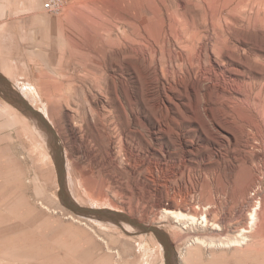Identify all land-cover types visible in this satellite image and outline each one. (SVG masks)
Masks as SVG:
<instances>
[{
    "label": "rangeland",
    "instance_id": "obj_1",
    "mask_svg": "<svg viewBox=\"0 0 264 264\" xmlns=\"http://www.w3.org/2000/svg\"><path fill=\"white\" fill-rule=\"evenodd\" d=\"M45 1L0 0V74L50 117L71 196L159 227L177 264H264V0ZM200 47L224 87L153 78ZM58 192L45 130L0 89V264H165L153 233L78 221ZM157 200L221 229L158 218Z\"/></svg>",
    "mask_w": 264,
    "mask_h": 264
},
{
    "label": "bare ground",
    "instance_id": "obj_2",
    "mask_svg": "<svg viewBox=\"0 0 264 264\" xmlns=\"http://www.w3.org/2000/svg\"><path fill=\"white\" fill-rule=\"evenodd\" d=\"M186 48L195 49L193 44L186 45ZM215 49L216 50L218 49V51H221L222 47L216 46ZM196 50H197V53L195 55L191 54L189 56L184 57V60L186 61L185 62L186 63L185 69L177 70L175 68L169 69L167 67L166 68L161 67L160 71H157V72L153 71V78L155 80H160L161 78H165L168 82L169 81L171 82L170 83V87H173L172 79H173V81L175 83L184 82V85L186 87L187 86H191L192 88H195V92L196 91H201L202 88L205 87V82L206 81H214V82L217 83L218 86L224 87L225 86V74L222 71H220L219 69L212 70V69H208L205 65H203L202 62H201V58H200V53H201L202 47H200L199 49H196ZM154 52H156V50H154ZM160 53L164 57H166L167 60H170L173 57V54H174V52L171 49H169V48L160 49ZM195 78H198V80L195 83V86H193V81H194ZM227 78L231 79L230 75H228ZM232 80H234V79H232ZM162 90H163V86H162ZM23 95L25 96V98H27L25 93ZM27 100L29 101L28 98H27ZM29 102H30V104L33 107H35V105L33 104L34 101L33 102L29 101ZM35 108H36V110L39 109L37 107H35ZM41 112L44 114V117H45L46 121L48 123L49 122L51 123L50 117H47L46 114L43 111H41ZM100 113H102V112H100ZM100 122H101L100 123L101 127H100V130H99V133H101L102 135H106V136L108 134H110L109 131H108V129H109L108 128V124L110 123V125H112V128H113V125L116 126V124H117L112 118H110L109 121L108 120L107 121L102 120ZM247 122L248 123L249 122H254V120L247 121ZM95 126L97 127V125H95ZM96 127H95V129H96ZM112 132H113V129L111 131V134H113ZM110 137H109V139H110ZM71 193H72V195L75 197V199L78 202H80L81 204H84L83 203L84 199L83 200L79 199L73 194V192H71ZM156 204L158 206H160V207L162 206V208L160 209V215H159L158 218L169 217V218L173 219L174 221H176V220L179 221L180 219H186V221H183V222H187L188 224L194 225L196 228H199V229H205V228H208L210 230H213V229L214 230H217V229L220 230L221 229L220 228L221 226L219 224L211 221V219H209V217L206 215V213H201L199 216H195L193 214L184 213V212H182L180 210L167 209L166 208V204H163L160 200H157ZM167 206H171V204H168ZM260 207H261V201H257L256 203L253 204V206L250 208L249 212L247 213V217H246V219H247V228H244V227L240 228L237 231V233H236L237 238L235 237L232 240L230 239L225 244L226 246H227L228 243H232V244H234V243L242 244L243 243L244 244L247 241L248 237H247V235L245 233L249 232L250 230H252L255 227L256 222H257V214L259 212ZM70 216H72V218H75L78 221H83L84 220V221H88V222L89 221H92V222L94 221V222H97V223L100 222L99 220H95L94 218H87V217L83 218V217H79V216L76 217V216H73L72 214H70ZM91 224H89V225H91ZM128 226L131 227L130 225H128ZM194 226H193V228H194ZM133 230H134V228H133ZM195 230H197V229H195ZM193 238H194L195 242H200V243H207V244L211 243V244H213L212 242H214V243L221 242L217 238H216V240L212 239L214 241L209 240V239H207L208 240L207 241L206 239L202 238L199 235L195 236ZM221 243H223V242H221ZM218 247H219V245H218Z\"/></svg>",
    "mask_w": 264,
    "mask_h": 264
},
{
    "label": "water",
    "instance_id": "obj_3",
    "mask_svg": "<svg viewBox=\"0 0 264 264\" xmlns=\"http://www.w3.org/2000/svg\"><path fill=\"white\" fill-rule=\"evenodd\" d=\"M0 89L7 98L22 108L27 114L37 120L40 126L45 130L55 151V161L57 177L59 183V198L61 203L70 211L80 216L102 219L107 222L115 223L120 226L127 224L141 232H151L159 240L163 247L165 264H177V257L169 244L167 234L155 225H147L139 222L137 219L126 213L106 207H86L78 203L70 194L65 182L64 155L62 146L59 143L58 136L52 126L46 121L41 112L32 107L29 102L17 91H15L5 78L0 74Z\"/></svg>",
    "mask_w": 264,
    "mask_h": 264
},
{
    "label": "built area",
    "instance_id": "obj_4",
    "mask_svg": "<svg viewBox=\"0 0 264 264\" xmlns=\"http://www.w3.org/2000/svg\"><path fill=\"white\" fill-rule=\"evenodd\" d=\"M43 6L47 10L56 11L60 7V1L59 0H47L43 3ZM253 195H254V192L252 193V196Z\"/></svg>",
    "mask_w": 264,
    "mask_h": 264
}]
</instances>
